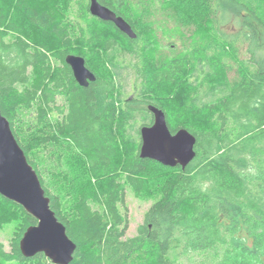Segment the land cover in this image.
<instances>
[{"label":"trees","instance_id":"trees-1","mask_svg":"<svg viewBox=\"0 0 264 264\" xmlns=\"http://www.w3.org/2000/svg\"><path fill=\"white\" fill-rule=\"evenodd\" d=\"M60 1L0 0V110L76 244L68 264H264V0H98L134 38L93 16L89 0ZM156 7L174 24L155 22ZM229 10L232 35L219 28ZM68 54L95 80L79 85ZM148 105L171 132L195 136L184 168L140 156ZM21 109L33 113L23 129ZM53 112L61 119L49 123ZM60 141L81 156L69 209L36 157ZM151 184L159 196L127 235L126 186L140 195ZM11 211L19 218L9 251L0 241V264H55L22 255L19 240L37 220L0 195V228Z\"/></svg>","mask_w":264,"mask_h":264},{"label":"water","instance_id":"water-1","mask_svg":"<svg viewBox=\"0 0 264 264\" xmlns=\"http://www.w3.org/2000/svg\"><path fill=\"white\" fill-rule=\"evenodd\" d=\"M89 11L104 21H111L120 31L134 38L130 24L120 15L98 0H89ZM66 63L71 67L75 80L87 86L95 80L94 73L86 66L80 55L68 54ZM153 120L140 127V156L148 157L166 166L180 165L184 168L195 156V136L186 128L171 132L164 111L148 105ZM0 195L21 205L37 223L28 226L19 240L24 257L38 252L55 264H68L76 244L68 237L65 226L50 208V199L45 195L38 174L28 162L16 140L8 119L0 110Z\"/></svg>","mask_w":264,"mask_h":264},{"label":"rangeland","instance_id":"rangeland-1","mask_svg":"<svg viewBox=\"0 0 264 264\" xmlns=\"http://www.w3.org/2000/svg\"><path fill=\"white\" fill-rule=\"evenodd\" d=\"M57 3L58 5H60V3L62 2L60 0H57ZM152 10L154 16L152 19L155 22L162 20L169 22V20H171L169 19V17L171 18L172 14L171 10H165L159 7L153 8ZM64 15H66L65 20L71 24L73 21L72 15L69 14V12L66 10L64 11ZM220 20H222L219 26L220 31H222L226 35H232L237 32V29L239 28L238 17L232 10H229L228 16L223 19L221 18ZM169 24L173 25L174 23L171 21L169 22ZM183 28L186 34H190L191 31H194L195 29L194 26L190 25H183ZM159 37L161 39V44L164 45V47H166L168 43L179 44V40L176 37L171 39H167V37ZM64 102V98L58 96L55 100V105L63 106ZM19 117L21 120L20 127H22L23 129L26 123L31 122L33 113L30 110L26 111L24 109H21L19 111ZM60 119L61 114L58 112H53L48 117L49 123L56 122ZM36 157L40 160L42 171L47 174V182H52L57 192L63 195V207L65 209H69L72 197L74 196L73 194L75 192V179H77L73 176V167L81 161L79 160V157H81L79 152L73 145L60 141L53 145H48L46 149H40L39 153L36 154ZM59 159L61 160L60 162ZM158 196L159 192L157 185L155 184H151L149 192L140 195H135L132 189L126 186L125 204L128 209L129 221L128 229L126 232L127 235H133L136 233V228L142 222L145 210L156 198H158ZM4 207L6 206L2 205V208ZM9 213V220L0 228V241L3 242L4 247L7 251H9L13 231L19 218L17 212L11 211Z\"/></svg>","mask_w":264,"mask_h":264},{"label":"flooded vegetation","instance_id":"flooded-vegetation-1","mask_svg":"<svg viewBox=\"0 0 264 264\" xmlns=\"http://www.w3.org/2000/svg\"><path fill=\"white\" fill-rule=\"evenodd\" d=\"M152 120H153V117H152ZM152 120H151V122L149 123V125L152 123Z\"/></svg>","mask_w":264,"mask_h":264}]
</instances>
